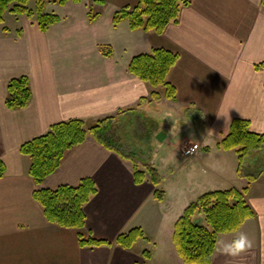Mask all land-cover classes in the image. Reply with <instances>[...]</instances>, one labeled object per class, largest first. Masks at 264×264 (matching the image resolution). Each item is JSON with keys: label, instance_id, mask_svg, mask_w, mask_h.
Masks as SVG:
<instances>
[{"label": "crops", "instance_id": "0c3cea01", "mask_svg": "<svg viewBox=\"0 0 264 264\" xmlns=\"http://www.w3.org/2000/svg\"><path fill=\"white\" fill-rule=\"evenodd\" d=\"M100 1L46 5L60 21L43 33L25 16L10 15L9 24L5 17L0 24V264H184L174 248V224L203 194L229 189H247L254 216L218 236L211 264H264V162L259 168L245 164L264 148L243 162L245 175H260L253 182L237 176L238 154L219 148L234 119L264 135V70L255 68L264 62L263 0H186L177 21L160 34L134 31L127 20L113 25L114 13L138 0ZM154 49L178 56L167 78L174 101H151L153 88L128 71L134 57ZM21 76L29 80L31 100L9 110L7 85ZM141 113L148 123L139 144L155 158L138 169L155 168L160 185L147 175L137 184L132 162L91 136L40 185L29 176V159L19 149L51 126L79 120L90 127L106 117ZM159 132L166 136L162 143ZM188 144L199 151L186 159L180 150ZM164 164L167 176L160 173ZM85 178L97 191L85 204L84 227L49 223L33 193L73 187ZM156 190L163 192L161 201ZM135 228L144 239L131 249L80 245L89 238L110 244ZM240 231L251 247L235 255L221 251L218 242H230Z\"/></svg>", "mask_w": 264, "mask_h": 264}, {"label": "trees", "instance_id": "16d2710c", "mask_svg": "<svg viewBox=\"0 0 264 264\" xmlns=\"http://www.w3.org/2000/svg\"><path fill=\"white\" fill-rule=\"evenodd\" d=\"M30 1L0 0V24L8 12L14 17L25 16L33 19L39 31L43 33L60 21L55 14L46 13L47 4L63 6L67 1L77 3L81 0H34L33 7L29 8ZM100 2L102 3V0ZM187 4L186 0H138L134 8L125 7L114 13L113 25L127 20L129 27L134 31L142 30L146 33L153 31L160 34L168 25L177 21L182 6ZM262 6L264 8V0ZM94 18V15L89 16V19ZM177 59L175 53L154 49L149 54L134 57L129 63L128 71L153 88L149 96L151 101L158 102L163 98L174 101L175 89L168 83L167 78ZM255 68L264 70V62ZM7 92L5 104L9 110L23 109L32 97L29 80L25 76L10 79ZM114 125L113 117L99 120L90 127L79 120L59 122L51 126L45 134L24 143L19 150L23 157L29 159L28 173L35 185H40L44 179L55 173L67 152L83 144L89 136L105 149L131 161L133 178L137 184L143 183L147 175L154 186L160 185L162 179L155 168L146 167L141 171L133 160L135 155L124 153L120 137L114 131ZM220 142L221 150L235 151L238 154L237 176L245 178L247 182H253L260 176L245 175L244 160L253 152L264 148V135L253 133L247 120L234 119L229 133ZM3 172L4 165L0 162V178L4 175ZM246 190L229 189L205 193L183 211L182 216L174 224L172 237L177 255L184 264H211L218 236L236 232L245 220L254 216L253 210L245 200ZM96 191L94 182L85 178L73 187L61 186L50 191L38 189L33 193V197L43 208L44 217L49 223L60 228L81 229L86 221L85 204L96 195ZM154 197L161 201L163 192L156 190ZM196 218L199 219L197 223ZM143 239L142 230L135 228L122 233L110 244L91 238L79 241L82 247H110L114 244L121 249H131L138 240ZM143 257L145 260L148 259L147 251L143 253Z\"/></svg>", "mask_w": 264, "mask_h": 264}, {"label": "rangeland", "instance_id": "374dc122", "mask_svg": "<svg viewBox=\"0 0 264 264\" xmlns=\"http://www.w3.org/2000/svg\"><path fill=\"white\" fill-rule=\"evenodd\" d=\"M33 3L34 0H31L28 7L32 8L33 7ZM54 4V3H53ZM52 3H49L47 5H53ZM11 14L7 12V14H5V22L6 25L9 24V19ZM141 113L140 116L139 114L134 115V114H130L128 117H117L115 120V128L114 131H116V135L118 137H120V143L121 146H123V151L125 154L129 155L130 153H133L135 156L134 157V162L136 164H148V161H150L151 159L155 158L154 152L150 153L148 148L146 149V147H143V143L140 145L139 143L141 142L144 133L143 130L144 128H146V123H148V118H146L144 115ZM149 122L150 119H149ZM187 136V135H186ZM187 139H193L191 136H187ZM145 140V139H144ZM175 147H176V143H172ZM148 147V146H147ZM146 151V153H143V149ZM254 153V152H253ZM251 155V154H250ZM249 155V156H250ZM161 159V156L159 157ZM159 158L157 159V161L159 160ZM163 159V158H162ZM261 162H264V152H259V153H255L252 154V156H250L245 164L250 165L252 164L253 166L259 168V166H261ZM161 163V161H160ZM182 163V161H181ZM161 175L162 176H167L168 173V165L164 164V166L161 168ZM161 190V189H159Z\"/></svg>", "mask_w": 264, "mask_h": 264}, {"label": "clouds", "instance_id": "9594fccd", "mask_svg": "<svg viewBox=\"0 0 264 264\" xmlns=\"http://www.w3.org/2000/svg\"><path fill=\"white\" fill-rule=\"evenodd\" d=\"M218 244L221 251L235 255L251 247L252 242L245 232L240 231L235 234L232 241H219Z\"/></svg>", "mask_w": 264, "mask_h": 264}, {"label": "built area", "instance_id": "2783aa9c", "mask_svg": "<svg viewBox=\"0 0 264 264\" xmlns=\"http://www.w3.org/2000/svg\"><path fill=\"white\" fill-rule=\"evenodd\" d=\"M198 151H199V146L197 144H188V145H184L181 148L180 154L184 158L189 159L190 157L195 156Z\"/></svg>", "mask_w": 264, "mask_h": 264}, {"label": "water", "instance_id": "95a60500", "mask_svg": "<svg viewBox=\"0 0 264 264\" xmlns=\"http://www.w3.org/2000/svg\"><path fill=\"white\" fill-rule=\"evenodd\" d=\"M165 134H163V132H159L158 135L156 136V140L159 141V142H164L165 140ZM199 221L198 218L195 219V223H197Z\"/></svg>", "mask_w": 264, "mask_h": 264}]
</instances>
